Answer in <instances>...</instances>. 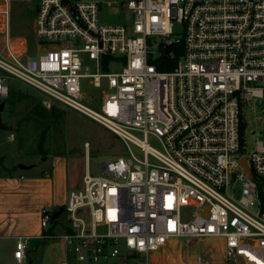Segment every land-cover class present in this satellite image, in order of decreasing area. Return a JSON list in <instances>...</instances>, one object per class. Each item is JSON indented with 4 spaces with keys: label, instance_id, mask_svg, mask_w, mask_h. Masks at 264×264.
<instances>
[{
    "label": "built area",
    "instance_id": "2783aa9c",
    "mask_svg": "<svg viewBox=\"0 0 264 264\" xmlns=\"http://www.w3.org/2000/svg\"><path fill=\"white\" fill-rule=\"evenodd\" d=\"M9 1L0 0V97L7 78L17 80L128 151L98 175L87 165L69 192L61 264H149L182 236H220L226 264H264V0H113L130 11L128 25L100 22L104 0H34L33 32L46 50L30 56L14 49ZM82 79L109 91L94 98ZM255 104L259 131L250 134L260 139L247 152L245 108ZM51 216L41 213L43 228ZM28 245L17 237L14 264H25Z\"/></svg>",
    "mask_w": 264,
    "mask_h": 264
},
{
    "label": "rangeland",
    "instance_id": "374dc122",
    "mask_svg": "<svg viewBox=\"0 0 264 264\" xmlns=\"http://www.w3.org/2000/svg\"><path fill=\"white\" fill-rule=\"evenodd\" d=\"M112 1L104 0L102 3L98 13L100 22L130 24V11ZM110 2L112 4H109ZM9 6L11 34L20 32L26 36L27 55L46 50L38 43L32 30L34 0H10ZM180 30L181 27L175 25L176 37L180 34ZM157 38L154 37V40L157 41ZM84 59L90 72H94L92 62L86 55ZM118 68V64H113L110 66V71H117ZM6 82L10 85L8 96L0 97L1 172L16 170L18 166L24 167L27 164H39L41 157L47 155L65 153L67 160L71 165L73 164L70 171L79 174L80 189L86 169V156L92 175L99 174L103 162L128 156V151L121 140L98 123L57 102L49 101L48 106V99L44 95L17 80L7 78ZM81 86L86 94L94 98H98L102 90L109 91L103 82L101 88H94L90 79H82ZM52 104L55 105L56 111L49 114L47 111L51 109ZM34 107L42 114H37L33 110ZM95 107H98V104ZM259 110V104H255L253 108L248 106L245 108L247 128L244 138L247 152L254 148L256 138L260 139L258 134L254 136L250 134L251 130L259 131V126L255 122ZM135 134L141 137L139 133ZM148 142L159 149L155 139L149 137ZM131 150L138 153V149L134 146H131ZM189 210V208L182 209V213L185 214ZM54 226V232L60 237L56 239L62 240L61 236L68 226L64 213L59 215ZM224 252V240L220 236H182L172 238L165 246L151 252L147 260L149 264H226ZM198 257L201 258L200 263L197 262ZM0 264H14V261L6 262L4 259ZM33 264H37L36 259Z\"/></svg>",
    "mask_w": 264,
    "mask_h": 264
},
{
    "label": "crops",
    "instance_id": "0c3cea01",
    "mask_svg": "<svg viewBox=\"0 0 264 264\" xmlns=\"http://www.w3.org/2000/svg\"><path fill=\"white\" fill-rule=\"evenodd\" d=\"M2 17L0 15V21ZM11 36L14 49L26 56V36L20 32ZM64 154L47 155L41 157L39 164L0 171V262L4 259L13 261L12 254L19 236L29 237L25 264H33L35 259L37 264H61L65 259L66 245L63 239H56L59 237L54 232L56 223L50 220V225L45 228L40 224L43 211H56L64 206L70 191L79 189V174L70 171L73 164ZM85 162L87 166V156Z\"/></svg>",
    "mask_w": 264,
    "mask_h": 264
},
{
    "label": "water",
    "instance_id": "95a60500",
    "mask_svg": "<svg viewBox=\"0 0 264 264\" xmlns=\"http://www.w3.org/2000/svg\"><path fill=\"white\" fill-rule=\"evenodd\" d=\"M73 10V8H71ZM169 48L166 49V54L169 53ZM1 119H0V127H1ZM242 163L245 164V159H242ZM64 212V206L59 207L56 211L52 212L51 220H55Z\"/></svg>",
    "mask_w": 264,
    "mask_h": 264
},
{
    "label": "trees",
    "instance_id": "16d2710c",
    "mask_svg": "<svg viewBox=\"0 0 264 264\" xmlns=\"http://www.w3.org/2000/svg\"><path fill=\"white\" fill-rule=\"evenodd\" d=\"M105 61V60H104ZM36 107H34V111L37 113V114H39V115H41L42 113H38V109L36 108ZM47 111V110H46ZM56 111V107H55V105L54 104H52L51 105V109L50 110H48L47 112L49 113V114H52V113H54ZM47 113V114H48ZM56 221H57V219H55V220H51V222L53 223V224H55L56 223Z\"/></svg>",
    "mask_w": 264,
    "mask_h": 264
}]
</instances>
